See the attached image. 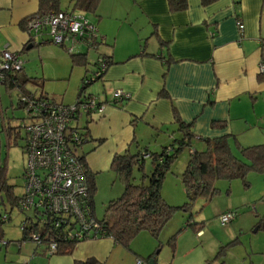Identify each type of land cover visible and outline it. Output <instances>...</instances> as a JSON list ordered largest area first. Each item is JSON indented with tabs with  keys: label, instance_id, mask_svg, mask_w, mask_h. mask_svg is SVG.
Returning <instances> with one entry per match:
<instances>
[{
	"label": "crops",
	"instance_id": "crops-1",
	"mask_svg": "<svg viewBox=\"0 0 264 264\" xmlns=\"http://www.w3.org/2000/svg\"><path fill=\"white\" fill-rule=\"evenodd\" d=\"M56 1L61 12L78 10L71 0ZM40 2L0 0V51L7 49L21 57L34 49L31 59H37L36 51L45 58L51 48L48 38L30 39L24 27L27 18L43 13ZM62 4H67L65 9ZM90 14L93 19L88 20L102 38L96 54L107 57L111 65L98 87L88 93L106 108L100 116L72 126L85 134L77 154L83 157L96 190L101 176L113 172V156L137 155L151 145L161 152L180 139L183 133L176 118L188 126L190 144L199 145H190L188 155L191 150L202 151L204 140L224 136L231 137L229 146L235 156L238 146L264 144V74L259 71L264 66V0L206 4L187 0V7L179 12L169 11L167 0H99ZM237 21L243 25L242 33ZM85 47H75L86 55L84 72L92 64ZM117 90L129 99L111 104L110 95ZM93 206L92 198L94 213ZM120 254L128 253L108 237L75 244L67 255L48 257L45 248L35 247L22 260L75 264L93 258L104 264ZM137 259L141 258L130 255L129 263Z\"/></svg>",
	"mask_w": 264,
	"mask_h": 264
},
{
	"label": "rangeland",
	"instance_id": "rangeland-1",
	"mask_svg": "<svg viewBox=\"0 0 264 264\" xmlns=\"http://www.w3.org/2000/svg\"><path fill=\"white\" fill-rule=\"evenodd\" d=\"M62 6L65 9L67 4ZM78 11L80 10L76 12ZM84 15L87 19H93L90 13ZM115 24L114 28L117 27ZM50 46L45 58L36 51L37 59H31L34 56L31 55L34 49L21 55L23 71L19 76L31 80L24 86L26 92L34 93L36 97L43 93L48 99L52 98L58 102L62 100L65 105H72L76 102L81 89L84 67L73 65L64 49L53 44ZM97 52L92 48L88 50L90 63L93 64L98 55H101L96 54ZM38 56L42 59H38ZM98 82L91 84L86 90L87 93L97 88ZM19 93L17 89L8 90L5 86H0V160L5 162L6 184L13 187L15 197L21 196L23 192L21 176L26 166L22 149L25 143L24 133L20 130V136L16 140L13 137L7 141L2 131V123L11 127L22 124L26 112L18 107ZM82 121L84 118L78 122L81 124ZM194 145L193 143L191 146ZM197 146L199 147L195 145ZM148 150L150 153L160 152L153 151L152 145ZM187 153L188 149L179 154L163 179L161 187L160 193L166 204L177 208L171 219L157 236L142 231L129 242L128 247L119 245L128 254H120L119 258L115 259L112 257L104 264H130L129 256L133 254L145 262L154 257L155 264H264V227L261 226L264 217V173L250 171L246 174L244 182L240 179L217 180L213 185L216 194L211 198L198 196L190 200L180 180L183 172L180 166L188 160ZM237 156L242 159L240 153ZM151 167V160L146 159L143 168L145 174L151 172ZM139 180L140 173L135 169L131 182L138 184ZM98 183L99 186L92 195L95 220L109 219L106 206L122 195L123 185L114 172L101 176ZM2 199L0 214L4 215L9 212L10 207L4 195ZM185 204H189L186 212L179 209ZM225 210L233 212L236 216L231 224L220 227L219 217L220 214L227 212ZM9 216L10 219L0 226L3 231V242H9L6 247L0 246V264H23L29 260L22 259L36 247V244L19 243L22 238L20 222L25 216L16 209L11 210ZM187 221L194 223L195 227H186ZM197 230L201 232L198 234ZM22 244L19 251L18 247ZM42 248L45 247L41 246V250Z\"/></svg>",
	"mask_w": 264,
	"mask_h": 264
},
{
	"label": "built area",
	"instance_id": "built-area-1",
	"mask_svg": "<svg viewBox=\"0 0 264 264\" xmlns=\"http://www.w3.org/2000/svg\"><path fill=\"white\" fill-rule=\"evenodd\" d=\"M24 27L30 39L42 41L43 37L48 38V42L64 47L68 53H73L77 44L94 49L102 41L96 25L78 12L37 13L26 19ZM237 27L242 33L240 21H237ZM97 60L100 70L94 72L91 79L106 71L105 61L102 58ZM22 68L19 54L7 49L0 51V86ZM259 71L264 74L263 65ZM83 97L72 105L56 104L37 97L20 99L26 112V120L20 124L24 133L22 149L26 166L21 176L23 192L18 197L16 211L25 216L20 224L21 233H27L36 247L44 246L48 257L55 255L62 243L78 244L106 238L103 223L95 220L90 207L87 168L77 159V148L82 140L79 131L72 126L81 118L88 120L100 116L105 104L94 96ZM111 97V104L129 99L120 90ZM235 216L231 211L220 214V227L231 224ZM8 218L9 215H4L1 220L7 222ZM0 246L6 247L7 241H0ZM23 264L32 263L24 261ZM135 264L146 263L137 259Z\"/></svg>",
	"mask_w": 264,
	"mask_h": 264
},
{
	"label": "trees",
	"instance_id": "trees-1",
	"mask_svg": "<svg viewBox=\"0 0 264 264\" xmlns=\"http://www.w3.org/2000/svg\"><path fill=\"white\" fill-rule=\"evenodd\" d=\"M41 9L43 13L46 12H59L58 1L56 0H40ZM74 4V9H78L81 12L94 13L99 0H71ZM203 3L211 2L212 0H202ZM169 11L179 12L185 10L187 7V0H167ZM26 21V20H25ZM58 47V46H57ZM64 49V47H58ZM88 48L87 50H89ZM66 51V49H64ZM96 51L97 48H94ZM67 52V51H66ZM68 53V52H67ZM73 65L87 66L86 55L82 53H68ZM102 58L106 64V71L111 65V61L107 57L98 55V58ZM91 64L93 69H85L84 76L81 81V89L76 100H79L82 95L84 97L94 96L87 93V88L94 82L101 81L104 77L105 71L95 79H91L92 75L100 70V63L98 60ZM23 68L16 75L9 76L10 79L4 84L6 89L11 90L17 89L20 91L18 96V107L24 109L21 103L22 97L36 98L34 93L25 91L24 86L31 82L30 79L22 78L20 73ZM83 97V98H84ZM37 99L49 100L53 103V99L45 97L42 93ZM58 104V103H56ZM60 104V103H59ZM26 117L22 120L25 121ZM76 123V122H75ZM176 123L183 136L180 139L174 140L172 144L164 148L160 153H150L144 149L137 153V155H131L125 152L120 155L112 157L111 169L118 177L123 185L122 195L112 200L106 206V214L110 215L109 219H101L99 222L103 223L106 232V238L114 240L115 244L129 246V242L142 231L149 232L153 236H157L167 222L171 219V216L175 213L177 208L171 207L166 204L161 196V187L163 179L166 174L170 171V167L175 163L179 154H181L187 148H190V141L192 134L188 130V126L176 118ZM216 126V124H215ZM79 131L78 135L80 139L85 140V134L83 130L78 127H73ZM2 131L5 134L7 141L14 137V140L20 136V126L11 127L5 124L2 127ZM230 136H224L213 140H204L205 148L202 151H193L189 153V159L184 171L181 175L180 180L185 189V194L190 200L198 196L211 198L216 194L214 190V182L217 180L232 181L234 179H240L244 182L245 176L248 172L254 171L257 173H264V144L253 146V147H237L238 153L242 156V159L231 153L229 146ZM24 148V147H23ZM78 151V148H77ZM147 155V158L142 156ZM77 159L84 163L83 157L77 154ZM151 160V172L147 175L144 172L145 160ZM85 164V163H84ZM86 166V165H85ZM87 168V167H86ZM138 170L140 173V180L138 184H133V172ZM87 171V170H86ZM6 166L5 162L0 160V204L3 205L2 195L5 196L9 203V212L4 215H10L11 210H15L18 207V197L14 195L13 187L6 184ZM87 182L90 196V202L92 206L93 194L96 192L94 183H92V177L87 171ZM188 205L180 207L179 209L186 212ZM90 206V207H91ZM0 214V226L3 225L4 221L1 220ZM10 219V216L9 218ZM264 227V217L261 220V226ZM186 227H195L194 223L187 221ZM22 239L19 241L27 242L30 241V237L27 233H23ZM0 241H3V231L0 228ZM9 242H7L8 245ZM173 244V241L171 240ZM77 243H62L58 245V249L55 255H67L70 254L72 248ZM171 244V245H172ZM153 261L155 264V258L144 261L149 264ZM75 264H103L97 260L91 258L84 262H75Z\"/></svg>",
	"mask_w": 264,
	"mask_h": 264
},
{
	"label": "water",
	"instance_id": "water-1",
	"mask_svg": "<svg viewBox=\"0 0 264 264\" xmlns=\"http://www.w3.org/2000/svg\"><path fill=\"white\" fill-rule=\"evenodd\" d=\"M149 264H153V261H150Z\"/></svg>",
	"mask_w": 264,
	"mask_h": 264
}]
</instances>
